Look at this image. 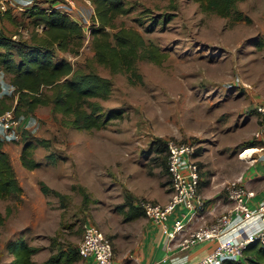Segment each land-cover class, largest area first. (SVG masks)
I'll use <instances>...</instances> for the list:
<instances>
[{
    "label": "rangeland",
    "instance_id": "374dc122",
    "mask_svg": "<svg viewBox=\"0 0 264 264\" xmlns=\"http://www.w3.org/2000/svg\"><path fill=\"white\" fill-rule=\"evenodd\" d=\"M45 1L18 0L8 8L10 20L0 15V29L29 40L41 25L32 23L28 8L33 3L47 6ZM76 2L90 25L88 3ZM125 2L130 10L117 15L116 23L137 28L168 56L161 63L137 60L135 73H112L92 60L89 35L77 52H57L74 67L88 70L92 64L109 77L111 93L100 102L105 110L121 109L122 116L100 129L77 130L63 125L50 105L35 110L39 127L28 139H46L48 144L33 149L40 165L32 170L21 164L18 154L24 139L7 146L17 179L24 183V196L22 192L16 198H0L2 213L12 207L0 227V264L12 259L7 243L20 238L39 247L33 264H44L61 248L71 253L84 222L98 226L113 251L115 244L133 246L141 225L149 221L143 203H165L171 193L168 151L156 149L158 138L195 146L198 188L211 194L241 169L238 152L256 144L253 105L264 100V0L238 1L236 10L244 16L239 20L233 14L203 11L196 0ZM165 14L171 15L166 23L145 30L152 16L161 19ZM40 182L51 188L47 194ZM131 212L141 215L131 217Z\"/></svg>",
    "mask_w": 264,
    "mask_h": 264
},
{
    "label": "trees",
    "instance_id": "16d2710c",
    "mask_svg": "<svg viewBox=\"0 0 264 264\" xmlns=\"http://www.w3.org/2000/svg\"><path fill=\"white\" fill-rule=\"evenodd\" d=\"M196 1L203 11L224 16L233 14L236 20L244 19L236 10V4L241 0ZM91 3L94 15L91 16L89 37L94 62L108 67L112 73H135L137 60L161 63L168 56L158 44L147 41L137 28L116 23L117 15L130 10L125 0H91ZM28 9L32 23L41 25L40 32L33 33L29 40L15 38L0 29V74L13 86L10 94L0 93V112L12 108L16 115L27 114L34 113L39 106L50 105L54 114L62 116L63 125L77 130L100 129L112 119L120 118L121 109L105 110L100 102L111 93L109 77L97 72L92 64L85 70L74 67L65 57L57 56L58 51L74 53L82 46L85 38L82 24L70 14L53 8L50 2L47 6L33 3ZM3 15L11 19L8 10ZM170 17L169 14L161 19L152 16L145 30L166 23ZM139 23L144 22L139 19ZM137 75L140 78V74ZM28 135L22 137L24 144L19 157L21 164L32 170L40 165L32 155L33 149L37 144H48V140L33 142ZM157 141L156 149L168 151L166 141L160 138ZM3 144L0 142V198H16L23 188ZM40 189L44 194L51 190L43 182H40ZM11 212V206H6L5 213L0 210V227ZM139 215L140 212L130 214L131 217ZM6 248L12 256L9 264H33L32 255L39 250L24 238L9 241ZM80 259L77 247L71 253L61 248L46 258L44 264H71ZM219 264H264V243L250 242L243 250L242 259L223 258Z\"/></svg>",
    "mask_w": 264,
    "mask_h": 264
},
{
    "label": "built area",
    "instance_id": "2783aa9c",
    "mask_svg": "<svg viewBox=\"0 0 264 264\" xmlns=\"http://www.w3.org/2000/svg\"><path fill=\"white\" fill-rule=\"evenodd\" d=\"M18 0H0V15H3ZM25 3L33 0H19ZM53 8L62 10L77 19L83 26L85 36L89 35V22L82 9L77 7L76 0H46ZM90 17L94 15L91 0ZM73 14V15H74ZM0 74V93L10 94L13 86L7 84ZM239 78L234 80L238 84ZM228 85H231L230 82ZM233 85V84H232ZM258 117V126L252 132L256 144L243 148L238 156L249 163L261 161L264 166V100L253 105ZM39 127L37 117L33 113L16 115L14 110L0 112V142L10 143L21 141L24 135L34 133ZM167 171L171 178V193L165 203L146 201L143 203L144 214L157 223L164 235V246L170 248L171 241L184 232L193 212L203 204L198 193L199 168L194 158L195 146L188 141L170 139L167 141ZM247 156L242 154L248 149ZM243 175H238L228 182V195L234 205L227 212L216 216L207 225L199 226L182 237L178 243L181 249H189L197 243L215 240V247L194 260L190 264H219L223 258L239 260L243 258V250L250 243L259 240L264 243V193L251 206L255 197L254 190L242 184ZM80 257L91 260L92 264H113V247L102 230L91 222H84L83 232L77 246Z\"/></svg>",
    "mask_w": 264,
    "mask_h": 264
},
{
    "label": "crops",
    "instance_id": "0c3cea01",
    "mask_svg": "<svg viewBox=\"0 0 264 264\" xmlns=\"http://www.w3.org/2000/svg\"><path fill=\"white\" fill-rule=\"evenodd\" d=\"M256 118L258 125L257 114ZM7 146L10 147L9 143H4L3 149H9ZM18 149V154H20L21 149ZM238 159L244 164L232 177L222 182L220 186L222 188L220 189L223 190L224 193H221V190H216L211 194L204 188L203 190L198 188V193L203 204L193 212L191 221L185 231L181 232L171 241L169 249H166L164 246L163 233L158 224L148 219V222L141 225V236L133 246L131 245L129 248H126V246L115 244L113 251V264H190L194 260L211 251L216 245L215 240H207L197 243L189 249H181L178 243L180 239L190 231L199 226L212 223L217 215L227 212L233 207L234 202L228 195V182L235 179L240 174L243 175L242 184L245 187L254 190L256 193L255 197L251 200V206H253L264 193V166L262 162L258 161L253 164L249 163L243 157L241 158L238 156ZM16 166L17 165L14 166L15 169ZM255 182H259V185H256ZM19 183L23 188L24 196V183ZM80 261L81 264H92L91 260H84L81 258Z\"/></svg>",
    "mask_w": 264,
    "mask_h": 264
},
{
    "label": "bare ground",
    "instance_id": "6f19581e",
    "mask_svg": "<svg viewBox=\"0 0 264 264\" xmlns=\"http://www.w3.org/2000/svg\"><path fill=\"white\" fill-rule=\"evenodd\" d=\"M251 150H253L252 148H248L243 154L242 156H247V152H250Z\"/></svg>",
    "mask_w": 264,
    "mask_h": 264
}]
</instances>
